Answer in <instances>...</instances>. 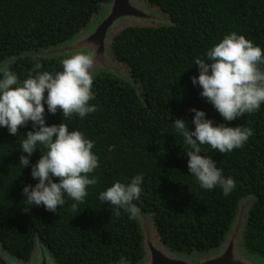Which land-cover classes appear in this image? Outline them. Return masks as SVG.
I'll return each instance as SVG.
<instances>
[{
    "label": "trees",
    "instance_id": "16d2710c",
    "mask_svg": "<svg viewBox=\"0 0 264 264\" xmlns=\"http://www.w3.org/2000/svg\"><path fill=\"white\" fill-rule=\"evenodd\" d=\"M169 18L171 25L128 27L114 38L112 54L133 77L143 101L130 84L109 74L92 86L96 111L65 122L94 141L99 167L90 175L97 183L87 188L83 202L65 196L56 213L27 204L21 189L34 185L30 168H20V144L31 123L12 136L0 128V245L14 258L27 262L36 241L57 264H138L143 238L138 219L124 210L119 215L98 195L115 180L128 182L143 174L142 192L134 203L153 215L155 231L170 249L190 253L216 248L237 212L238 201L254 196L244 244L251 254L264 256V104L253 113L224 121L200 96L194 60L232 31L264 48V0H146ZM102 0H0V65L24 53L58 45L86 27ZM63 58L20 57L8 65L20 80L36 63L38 71L61 70ZM264 67V66H261ZM183 72V73H182ZM191 108L203 110L214 124L243 126L253 135L242 148L211 156L235 188L224 195L220 187L202 189L187 169L188 145L171 125L183 119L192 129ZM46 123L59 124L62 113H47ZM34 164L44 149L37 146ZM40 151V153H39ZM73 204L77 206L74 208Z\"/></svg>",
    "mask_w": 264,
    "mask_h": 264
},
{
    "label": "clouds",
    "instance_id": "9594fccd",
    "mask_svg": "<svg viewBox=\"0 0 264 264\" xmlns=\"http://www.w3.org/2000/svg\"><path fill=\"white\" fill-rule=\"evenodd\" d=\"M61 70L38 71L36 63L26 78L20 80L17 73L8 67H0V128H6L17 136L18 128L31 123V130L19 141V167L30 168V175L36 181L21 189L24 201L31 206H43L56 213L63 206L65 196L76 202H83L88 195L87 188L97 183V177L90 175L99 167L94 153V141L86 138L79 130H69L65 122L74 114L84 118L96 111L90 101L93 76L90 69L93 56L77 52L60 61ZM198 75L190 77L191 83L199 85L200 96L214 107L224 121H233L245 113H253L264 104V48L254 44L243 34L235 31L223 37L206 49L202 58L194 60ZM183 73V72H182ZM47 113L56 114L58 109L63 120L59 124H47ZM192 129L183 119H175L171 125L183 136L188 149L184 151L187 169L205 190L220 187L224 195L235 188L231 176H224L211 156L201 152L202 145H210L219 153H228L242 148L253 135V129L243 126L214 124L203 110L191 108ZM38 145L44 151L32 164L30 158ZM143 174L134 175L130 181L115 180L101 191L98 198L107 203L119 215L124 210L135 218L140 209L134 203L142 192ZM77 205L73 204L75 208Z\"/></svg>",
    "mask_w": 264,
    "mask_h": 264
},
{
    "label": "water",
    "instance_id": "95a60500",
    "mask_svg": "<svg viewBox=\"0 0 264 264\" xmlns=\"http://www.w3.org/2000/svg\"><path fill=\"white\" fill-rule=\"evenodd\" d=\"M171 21L146 0H102L101 8L88 25L70 39L49 47L22 54L2 62L0 67L17 61L20 57L66 58L77 52L90 53L93 65L89 70L94 80L101 74H109L132 86L139 98L141 93L128 69L112 54L114 38L128 27L169 26ZM255 201L248 196L238 201L236 215L222 242L207 252H178L167 247L155 231L151 214H137L143 238V256L138 264H264V256L251 254L244 244L248 215ZM0 264H57L45 248L36 241V247L27 262L6 253L0 245ZM119 264H125L121 262Z\"/></svg>",
    "mask_w": 264,
    "mask_h": 264
}]
</instances>
